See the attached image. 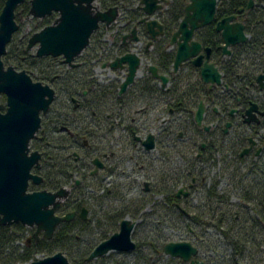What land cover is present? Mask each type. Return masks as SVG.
<instances>
[{
	"label": "trees",
	"instance_id": "obj_1",
	"mask_svg": "<svg viewBox=\"0 0 264 264\" xmlns=\"http://www.w3.org/2000/svg\"><path fill=\"white\" fill-rule=\"evenodd\" d=\"M97 1L100 3L99 9L102 11L119 7L120 11L124 13V25L118 29L115 37L116 43L110 48L103 41L104 32L107 31L106 26H101L92 36L91 46L89 45L84 52L88 57L82 61H80L82 56L78 58L77 63L80 66L75 68H69L63 63L61 57L38 58L34 50L27 51L30 37L52 25L58 18L57 14L42 20L32 18L29 15L31 10L29 1L16 10V19L19 23H23V26L8 46L3 61L7 67L13 66L19 71H25L35 82L50 85L56 91V98L50 111L42 116L44 130L31 142V149L42 154L41 168L36 173L43 178V183L40 186L30 185L31 192L38 190L56 192L66 187L74 179L79 164L83 162L82 160L76 161L75 153H81L84 141L89 140L95 144L101 138V132L109 130L108 115L119 109V106L116 105L121 104L125 107L128 102H131L129 95L122 98L118 96V85L106 86L94 78L95 66L112 62L131 52V45L122 44L126 33L132 32L135 28L138 29L141 41L144 43L139 55L144 60H149L150 66H155L162 74L170 75L173 84L167 101H162L164 95H157V90L154 87L140 86L137 88L134 86L133 103L145 106L143 109H146L149 114L158 110L169 115L171 110L178 112L180 109L178 107L180 101L178 84L181 75L172 72L176 50L170 49V43L172 35L185 16V8L189 4V0H171L167 8L158 13L157 17L165 26V35L154 43L150 52L146 51L145 46L151 39L146 25L141 23L145 18L144 12L140 8V3L143 0ZM5 3L6 0H0V15ZM248 7L249 0L219 1L216 22L227 16L238 14L241 9L247 13L244 22L250 40L232 48L230 57L223 56L221 49L223 39L221 34L216 31V22L195 34L196 41L205 48L212 49L211 61L223 73L224 88L222 93L217 94L218 106L227 107L229 103H232L235 108L245 106V83L255 80L257 71L264 70V0H257L255 7L251 10ZM27 26L31 29L29 33L25 32ZM150 66L146 70H149ZM181 70L198 69L186 63ZM192 76H194L192 73L187 74L188 79H191ZM151 82V79L145 77L137 80L136 83ZM136 90L137 94H135ZM86 91L88 98H84ZM252 97L253 95H251V100ZM3 99L6 102L5 96ZM75 100H78V108H75ZM148 106L149 108H146ZM174 117L177 120L176 115L171 116V118ZM173 122L177 124L176 121ZM166 129L175 130L173 125L161 128L162 131ZM246 141L244 137L240 138L232 146L233 152L236 153L237 163L245 162L244 158H240V154ZM224 142L220 141L218 149ZM245 171L246 174L242 179L247 178L249 184L243 187V182H241V204L235 205L236 209L227 210L224 212L225 214L222 213L217 221L218 230L232 249V255L226 259L221 258L217 264H264V155L254 164H248ZM175 185L170 183V189ZM218 188L219 183L213 182L211 189L207 188L206 197L215 201L220 208L230 205V197L219 191ZM78 190L80 187L74 189V191ZM169 194L166 199L167 203L172 205L180 217L195 223L204 222L198 216H189V213L179 205L181 202L174 193ZM71 198L60 208V213L79 212L84 207L89 210L84 200L73 201ZM141 202L136 205L137 213L122 211L104 215L102 219H105L106 223L103 224L101 220L99 221L105 226L99 241L108 238L109 233H116L114 232L116 227L129 216L136 219L142 215L146 204ZM87 229L88 222L76 219L73 222L62 224L52 240H45L41 236L38 241L34 231L22 224L0 226V264H26L34 261L39 255L44 254L49 257L59 252L64 253L72 264H92L88 258L93 252L95 244H86L81 239L82 236H79ZM28 232L32 236L30 239ZM21 242H25V244L21 246ZM140 245L137 243V249H140Z\"/></svg>",
	"mask_w": 264,
	"mask_h": 264
},
{
	"label": "water",
	"instance_id": "obj_2",
	"mask_svg": "<svg viewBox=\"0 0 264 264\" xmlns=\"http://www.w3.org/2000/svg\"><path fill=\"white\" fill-rule=\"evenodd\" d=\"M30 2V17L45 19L58 15L57 20L34 33L28 43L27 51L34 48L38 58H63V63L71 68L77 67L76 60L90 45L95 32L102 25L110 27L120 16L119 7L102 11L96 5L97 0H6L0 15V95L6 97V104H0V226L22 224L29 228H36L35 237L39 241L40 234L45 240H52L58 228L64 223H70L76 213L60 215L59 210L68 199L70 190L62 188L56 192L47 190H29L30 185L40 186L43 178L33 173L41 168L42 154L32 151L30 144L36 138L42 127V116L50 111L56 98V91L41 82H35L25 71H19L13 66H6L3 58L7 54L8 46L23 23L16 19V10L25 2ZM168 0H143L141 6L146 18L141 22L146 25L152 41L147 45L149 49L164 35V26L154 19L155 14L162 10ZM219 0H190L185 9V16L180 22L177 32L173 35L171 45H177L176 58L173 65L177 72L184 63L191 61L202 70V78L206 83L221 85L223 75L219 67L210 63L211 49H206V60L202 54L203 46L195 40L197 30L214 23ZM254 1L251 0L249 9ZM235 17L225 18L217 23L216 30L223 39L224 55H231L230 48L245 44L249 36L241 22H233ZM139 44L137 29L132 36H126ZM143 64L142 57L137 53H128L117 58L110 64H104L112 70H128L122 82L120 95H123L139 77ZM153 77L163 82L164 88L169 83L167 76L159 75L155 66H150ZM264 87V74L258 78ZM253 106L248 115V122L257 120ZM203 119V105L197 113L196 120L201 125ZM146 150L155 149L153 135L144 142ZM245 150L242 156L247 155ZM98 164V161H96ZM148 191V189H146ZM87 209L80 214L82 220L87 219ZM136 222L126 218L121 222L120 231L110 239L101 243L90 255L89 261L104 257L111 252L130 253L137 250V243L133 240ZM166 255L180 258L190 264H204L196 261L199 249L190 242L169 243L164 247ZM26 264H72L66 255L59 252L42 259L36 258Z\"/></svg>",
	"mask_w": 264,
	"mask_h": 264
},
{
	"label": "rangeland",
	"instance_id": "obj_3",
	"mask_svg": "<svg viewBox=\"0 0 264 264\" xmlns=\"http://www.w3.org/2000/svg\"><path fill=\"white\" fill-rule=\"evenodd\" d=\"M96 5L100 7L98 1ZM123 15V11H120L118 21L109 29L106 27L107 31L104 32L103 41L107 44L108 48L116 43V40L113 39V35L118 33L117 30L119 28L123 27ZM30 30V27L27 26L25 32L29 33ZM138 36L140 37V35ZM131 46V51L137 54H139L143 48L140 44L134 42H132ZM33 50L36 52L37 48ZM84 52L81 55L82 57L80 56V61L88 57ZM104 64L105 63H101L95 66L94 78L97 79V82L106 86L112 84L120 86L123 82L122 80L126 77V72L119 69L114 73L109 68L104 69ZM149 66L150 61L143 59L141 70L147 71L146 69ZM139 79H143L141 74ZM3 97V95H0V104H6ZM140 107L145 108V106L142 107L140 103L138 104L135 102L132 105L131 102H128L121 111L117 112V122H124V115L131 112H133L134 117V111ZM146 108H149V106ZM128 116L130 118V115ZM167 118L165 113L155 110L141 119L138 128L139 132L142 134L150 131L159 133L160 124ZM123 122L120 124H123ZM42 130H44L43 124L37 136ZM109 136H112L115 139L114 141L122 138L124 132L121 125H119L116 131H110ZM232 138H235L234 134H231V136L220 145V148L214 155V159L206 165L208 179L206 186L199 193L193 192L191 199L182 201L179 204L183 210L189 213V216H198L202 218L204 222L201 223L191 222L190 220L186 221L185 218L180 217L173 209L172 205L167 203V197L163 196V193L167 191L166 188L169 189L167 191L168 193H176L182 188L180 185H175L170 189V179H166L170 176V168L168 165L170 167H179L183 165L175 151L168 157L163 155L164 151L160 145L155 151L150 153H144L143 151L135 152L133 148V153L127 151L125 154H122L123 157L116 162L117 167L114 165L112 170H108L106 173V181L103 183H101L103 178L84 177L83 174L90 173V171L94 170V167L93 169H89V167L84 164L86 161L82 162L78 167L74 179L70 181L67 187L70 189L72 185L76 184L77 180L81 181L79 185L80 190H72L71 199L73 201L77 199L84 200L87 207H89L88 229L79 235L82 236L81 239L85 241L86 244L93 243L96 247L103 242L102 239V241H99V237L105 229L103 224H105L106 221L102 219L104 215L122 211L129 213L133 211V213H137L138 208L136 205H139L141 201L146 204V206L144 205L146 208L142 212V215L138 216L136 219H133V216H129L132 221L137 223L133 232V240L141 244L140 249L138 248L134 252L125 254L117 252L111 253L108 256L92 262V264H190V262H184L180 258H172L166 255L164 251V247L168 243L181 242H190L196 246L199 249V254L196 259L204 264H217L221 258L226 259L231 256L232 249L218 230L217 221L220 219V216H222V213L227 210L236 209L235 205L241 204V182H243V187L249 184L247 178L242 179L246 174L245 168L248 163H237L235 151L231 154V146L229 147L227 144V141ZM97 144L98 143L95 142V148L98 147ZM111 146L113 147L116 145L112 142ZM170 159H173L171 165L169 164ZM250 164H254V162ZM101 175L103 176L105 174L103 173L100 174V176ZM177 176L176 173V175H173V178ZM146 181L151 183V192L149 194L145 192L144 183ZM213 182L219 183L218 190L230 197V205L220 208L215 201L209 200L206 197L207 188H209V184H213ZM100 220L103 224H101V222L99 223ZM119 229L120 224L116 227L114 232H118ZM29 230L35 231V228H29ZM42 235L43 234H40V237ZM110 235H113V233H109L108 238ZM31 237L29 233V239ZM108 238H105V240ZM24 244L25 242H21L20 245L23 246ZM37 257L42 259L47 256L42 254Z\"/></svg>",
	"mask_w": 264,
	"mask_h": 264
},
{
	"label": "flooded vegetation",
	"instance_id": "obj_4",
	"mask_svg": "<svg viewBox=\"0 0 264 264\" xmlns=\"http://www.w3.org/2000/svg\"><path fill=\"white\" fill-rule=\"evenodd\" d=\"M170 1L171 0H168L167 3L163 4L162 10L158 11L154 16V19L159 21L163 26H164V24L159 20V18L157 16H158L159 12H161L167 8V5L169 4ZM250 1L251 0H249V4H250ZM253 1H254V5H253V8H254L257 0H253ZM189 3H190V0H189ZM218 4H219V2H218ZM140 8H142L141 3H140ZM217 10H218V5H217ZM249 10H251V9H249ZM216 14H217V12H216ZM246 14L247 13L244 11V9H241L238 12V14H233V15L227 16L225 18L234 16L235 20L233 22L243 23L245 26V31L247 33V28H246V25L244 22L245 21L244 18L246 17ZM145 18H146V15H145ZM225 18H223V19H225ZM216 19L217 18H215L214 23L216 22ZM219 21H221V20H219ZM219 21L216 22L215 27H217V23ZM214 23H212V24H214ZM208 26H210V25H208ZM110 27H107V29H109ZM178 28H179V26H178ZM204 28L205 27H203L197 31H200ZM135 29H137V28H135ZM164 29H165V26H164ZM177 30H176V32H177ZM197 31H196V33H197ZM132 32L126 33L124 38L126 36H129L130 34H131L130 36H132ZM116 35H117V33L113 35V39H115ZM137 35H139L138 29H137ZM164 35H165V32H164ZM173 35H172V38H173ZM247 35L249 36V40H250V35L248 33H247ZM163 36H161V37H163ZM124 38H123L122 44L132 45L133 41H131L130 39H127L126 41H124ZM172 38H171V41H172ZM150 39H151V37H150ZM151 41H152V39H151ZM154 43H153V45H154ZM139 44L142 47H144V43L141 41V38H140ZM223 44H224V42H223ZM147 45L145 46V49L147 52H150L151 49H153V45L149 49H147ZM170 46H171V48H170L171 50L177 51V45H171V43H170ZM232 48H234V47H232ZM232 48H230L231 55H232ZM206 49H208V48H205L203 46L202 54L205 56V60L207 57ZM209 49H211V48H209ZM130 53H133V52L131 51ZM211 55H212V49H211L209 62L213 63L211 61ZM231 55H224V51H223V56L230 57ZM77 60H76V64H77V67H79L80 64L77 63ZM110 63L111 62H108L106 64H110ZM186 63L191 64L193 67H195L198 70H181ZM186 63H184V65L181 66L177 72H175L174 68L172 70V72L174 74L179 73V75H181L180 83L178 84V87H179L178 91H179V98H180V101L178 104V107L180 108L179 111L176 112L175 110H171L170 114L167 115L168 118L160 124L161 127L159 129L160 130L159 133L158 132L154 133L153 131H150V132H146L145 134H142L139 132L138 128L140 126L141 119H143L144 117H146L149 114V113H147L148 111L146 109L141 108V107L137 108L134 111V117H133V112L126 114V115H124V118H125L124 122L123 121L120 122V123L123 122V124H120L117 122V116H118L117 112L121 111V109L124 108V106H122L121 104H117L116 106H119V109L115 110L112 114L108 115V119L110 122L108 121L109 123L107 125H109V130L107 129L106 132H101L102 133L101 138L96 141V143H98L97 144L98 147L95 148L94 147L95 144L91 143L89 140H86V141H84L83 148L80 151L81 153L80 154L75 153L76 161H78V162L81 160L83 162L86 161V163H84V164L87 167H89V169H91V168L93 169V167H94V170L90 171V173H87V174L84 173L83 174L84 177H86V178H88V177L103 178L101 181V183H103L106 181V173L108 172V170H112L114 165L117 167L116 162H118L123 157L122 154H125V152H127V151H130L133 153V148L135 149V152L143 151L144 153H150V152L155 151L158 148V146L160 145L163 148V151H164L163 155L164 156L169 157L170 154L173 153V151H175L176 155L179 156V159L181 160V164H183L182 166H179V167L178 166L170 167L168 165V167L170 168L169 169L170 176H168V178H166L167 180L170 179L169 183L174 184V185L177 183L178 186L180 185L182 187L178 190V192H176V193L173 192L174 195L176 196V198L180 202H182V201H187V200L191 199V197H192L191 195L193 192L199 193L206 186V183H207V167H206V165L209 164L210 161L214 159V155L216 154V152L218 150V145H219L220 141H222V142L226 141L227 138L231 136V134H234V137H235V138H232L231 140L227 141L228 146L229 147L231 146V148H232V149L230 148L231 154L233 152L232 146L235 144V142H238V139L240 140V138L244 137L247 141L242 148L241 154L247 149H250V152L247 155L242 156V157L240 154V158H242V159L244 158V161L247 162L248 164H250L252 162H256L259 158H261L264 155V87L262 88L261 84L258 82V78L264 74V70L257 71L258 73H256L255 80H253L251 82L247 81L245 83V85H244V87H245V99H246L245 106L235 108L232 103H229L227 107H222V106L217 105L216 98H217V94L219 92L220 93L223 92L222 91V89L224 88L223 87V85H224L223 79H222L221 85L206 83L203 81V78H202V70H200V68L193 65L191 61H188ZM69 68H71V67H69ZM107 68H109V67L107 66ZM104 69H106V68H104ZM110 70L114 73L118 71V70H112V69H110ZM121 71L126 72V76H127L128 70H121ZM220 72L222 73L221 70H220ZM158 73H159V75L167 76L169 78V83L165 88H164L163 82L159 79L154 78L152 73L150 72V70H147V71L140 70V74L142 75V78L148 77L149 79L152 80V82L147 83V84L136 83L137 80H140L138 77L136 79V82L133 85H131L129 87V89L123 95H120V89H121V85H122V83H121L117 89L118 96L120 98H122L124 96L128 97V95H129V97H130L129 99L131 100V103L133 105V87L134 86L137 88L140 86L146 87V88L147 87H149V88L154 87L157 90V95H164L162 101L163 100L167 101V98L171 92L170 88L173 86V84L171 82V76L170 75H164L159 70H158ZM188 73H190V74L192 73L194 76H192L191 79H188V77H187ZM140 74H139V76H140ZM222 75H223V73H222ZM122 81H124V79ZM114 85H116V84H114ZM226 88H228L227 85H226ZM137 93L138 92L136 90L135 94H137ZM251 95H253L252 100L250 99ZM135 97L137 98V96H135ZM84 98H88V92L87 91L84 93ZM136 98H135V101L137 100ZM239 101L241 102V100H239ZM158 105H160V103H158ZM201 105H203V119H202L201 125H199L197 120H196V117H197L198 111L201 108ZM253 106H256L258 109L256 112H254V116L257 120H253L251 122H248V120L251 119V117L248 115V111ZM78 107H79L78 100H75V108H78ZM128 115H130V118ZM173 115H176L177 120H175V117L171 118V116H173ZM173 121H176L177 124H175ZM119 125H121V127L123 128L124 136L122 138L114 141L115 139L112 136H109V134H110V131H116L118 129ZM166 125L167 126L173 125L175 130H167L166 129V130L162 131L161 128L163 126H166ZM103 127H105V124H103ZM110 128H111V130H110ZM103 130L105 131V129H103ZM150 135L154 136L155 145H156L155 149L152 151L146 150V148L144 146V142L148 140V137ZM112 142L116 146L112 147L111 146ZM172 160L173 159H170V163H169L170 165L172 164ZM96 161H98L99 165L96 164ZM37 170H40V169L34 170L33 173L42 177L40 174L36 173ZM103 173L105 175L100 176V174H103ZM176 173L178 176L176 178H173V175H176ZM80 184H81V181L77 180L76 184L72 185L70 189H68V187H67L68 185L66 187H63V188H67L68 190H70V195H69L68 199L71 198V196H72V190L79 187ZM144 184H145V192L149 194L151 192V189H150L151 183L149 181H146ZM209 185H210V189H211L212 184L210 183ZM146 189H148V191ZM166 190L168 191L169 189L166 188ZM38 191H41V190H38ZM167 191L165 193H163V196L168 198V196L170 194ZM83 209H87V208L84 207ZM83 209L79 212L78 211L69 212V213H76V217L73 221H75L76 219L82 220L80 218V214L83 212ZM87 212H88L87 219L82 220L83 222H88V220H89L88 215L90 213V210L87 209ZM59 214L65 215L68 213H60L59 212ZM73 221H71V222H73ZM27 228H29V227H27ZM31 229H33V228H31ZM119 231H120V229H119ZM35 232H36V228L34 231V235H35ZM118 232H116V233H118ZM116 233H114V234H116ZM112 236H110V238ZM110 238H108V239H110ZM105 241H103V242H105ZM103 242H101V243H103ZM99 245H97L94 248V250ZM111 253H116V252H111ZM117 253H120V252H117ZM110 254H108V255H110ZM123 254H125V253H123ZM108 255H106V256H108ZM101 258H103V257H101ZM101 258H98L96 260H99ZM96 260H94V261H96ZM94 261H89V262L92 263ZM196 261L198 262L197 259H196Z\"/></svg>",
	"mask_w": 264,
	"mask_h": 264
}]
</instances>
